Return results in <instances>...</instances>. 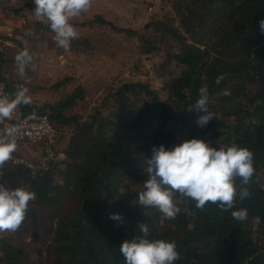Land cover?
<instances>
[{
  "label": "trees",
  "instance_id": "obj_1",
  "mask_svg": "<svg viewBox=\"0 0 264 264\" xmlns=\"http://www.w3.org/2000/svg\"><path fill=\"white\" fill-rule=\"evenodd\" d=\"M172 2L180 25L168 12L155 14L145 28L157 36H141L145 53L159 51L162 43H178L172 52L175 76L167 97L148 80H131L110 89L88 120L66 113L83 97L81 85L63 100L38 107L59 129L74 125L68 139L61 135L56 145L69 160L36 171L6 162L0 183L10 178L35 198L21 227L0 233L3 264H22L29 252L22 238L35 233L48 240L42 245L47 264H125L120 245L142 235L141 222L149 227V239L176 242L181 255L176 264H264V32L259 23L264 20V0ZM100 21L105 22L101 17ZM2 56L0 51V60ZM221 74L225 79L216 84ZM202 86L208 88L209 109L216 117L205 127L196 124L195 111L187 110L199 99ZM225 88L230 96L220 95ZM31 108L22 106L24 111ZM170 121L181 123L190 136L204 139L208 132L218 137L217 149L235 144L251 150L256 173L250 197L237 198L235 208L225 212L211 203L198 209L194 201L177 194L181 211L173 220L157 208L141 207L138 194L147 178L143 168L153 147L176 146ZM58 176L65 181L63 187ZM240 208L248 211L244 221L231 215ZM116 213L122 222L109 218ZM192 222L198 235L191 230Z\"/></svg>",
  "mask_w": 264,
  "mask_h": 264
},
{
  "label": "rangeland",
  "instance_id": "obj_2",
  "mask_svg": "<svg viewBox=\"0 0 264 264\" xmlns=\"http://www.w3.org/2000/svg\"><path fill=\"white\" fill-rule=\"evenodd\" d=\"M151 1L92 0L88 11L70 21L78 32V38L65 50L58 45L47 23L35 18L32 0H0V51L3 55L0 75L6 80L12 97L15 99L18 91L26 90L31 102L20 105L38 109L44 103L54 104L63 100L81 85L83 97L66 112L68 115H80L81 121L90 119L94 107L105 94L124 81L148 80L162 97H167L175 76L172 52L176 51L178 43L174 42L173 46L162 43L159 51L145 53L141 49V36H157L153 29L145 28L155 14L168 12L175 18V25H180V18L172 0ZM151 4L153 8L150 10ZM12 8L20 10L14 13ZM100 17L105 22L100 21ZM121 28H128L134 33ZM186 40L191 41V37L187 36ZM25 49L34 59L21 76L16 56ZM65 77H70V80L56 85L57 81ZM67 126L66 139L74 129V125ZM169 126L175 131L176 146L193 138L199 139V136H190V130L179 122L170 121ZM204 137L203 140L214 147L220 142L218 137L208 132ZM16 150L22 156L31 157L34 145L27 141L18 142ZM56 178L59 186L66 185L63 178ZM1 183L11 188L22 187L10 178L3 179ZM66 201L65 209L68 206ZM196 226L193 223L191 228L194 235L199 234ZM22 239L29 250L22 264H47L46 253L42 249L46 237L35 233ZM0 264L3 263L0 261Z\"/></svg>",
  "mask_w": 264,
  "mask_h": 264
},
{
  "label": "clouds",
  "instance_id": "obj_3",
  "mask_svg": "<svg viewBox=\"0 0 264 264\" xmlns=\"http://www.w3.org/2000/svg\"><path fill=\"white\" fill-rule=\"evenodd\" d=\"M33 13L38 21L47 23L55 34L58 45L67 50L71 42L78 38V32L70 21L89 10L92 0H32ZM264 32V20L260 22ZM33 55L27 49L16 56L19 74L32 65ZM225 79L221 74L216 84ZM222 96H230V89H223ZM31 97L26 90L18 91L12 101H0V121L10 119L14 109L21 103L28 104ZM210 96L207 86L199 89V99L187 108L197 113L196 124L205 127L215 117L209 109ZM15 128H8L0 134V177L3 168L12 159L17 143ZM254 153L246 147L235 144L217 149L203 139L193 138L172 149L163 144L154 146L152 155L143 168L144 190L138 194L141 207L157 208L162 215L173 220L181 209L176 203L177 194L195 202L198 209L206 204L217 205L222 211L235 208L237 198L240 201L250 197V186L256 173ZM239 180V184H237ZM35 193L23 187L11 188L0 183V233L16 232L26 219L29 202ZM232 217L244 221L248 217L247 209L240 208L231 212ZM110 219L121 221V214H110ZM141 236L125 240L120 245V253L125 264H176L181 259L176 242L164 239H149V227L139 223Z\"/></svg>",
  "mask_w": 264,
  "mask_h": 264
},
{
  "label": "built area",
  "instance_id": "obj_4",
  "mask_svg": "<svg viewBox=\"0 0 264 264\" xmlns=\"http://www.w3.org/2000/svg\"><path fill=\"white\" fill-rule=\"evenodd\" d=\"M153 5H149L151 10ZM12 101V97L6 80L0 78V101ZM8 128H15L16 143L27 141L34 145V153L31 157L13 153L10 161L21 163L32 171L49 168L58 161L69 160L63 149H57L56 145L61 135L68 132V128L59 129L47 112L31 108L23 110L19 104L12 112L10 119L0 121V134H4ZM37 153L39 156H36Z\"/></svg>",
  "mask_w": 264,
  "mask_h": 264
},
{
  "label": "crops",
  "instance_id": "obj_5",
  "mask_svg": "<svg viewBox=\"0 0 264 264\" xmlns=\"http://www.w3.org/2000/svg\"><path fill=\"white\" fill-rule=\"evenodd\" d=\"M22 106V105H21ZM34 108V107H33Z\"/></svg>",
  "mask_w": 264,
  "mask_h": 264
}]
</instances>
